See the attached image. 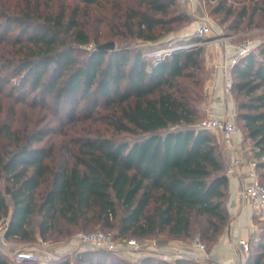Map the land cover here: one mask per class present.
<instances>
[{
  "label": "trees",
  "instance_id": "obj_1",
  "mask_svg": "<svg viewBox=\"0 0 264 264\" xmlns=\"http://www.w3.org/2000/svg\"><path fill=\"white\" fill-rule=\"evenodd\" d=\"M22 1L13 11L0 4L9 10L0 11V43L20 47L0 60V96L13 99L15 114L21 107L37 115L23 127L14 120L0 127V224L8 239L45 240L66 226H102L117 227L121 239L166 233L160 246L195 233L219 242L231 223L228 164L214 133L197 126L200 92L191 87L204 69V49L196 45L203 39L159 50L165 53L152 59L131 47L157 43L189 22L178 1L71 0L70 16L65 7L51 9L52 0ZM14 25L19 32L10 38ZM109 42L117 43L114 50L99 49ZM258 53L264 57V44ZM232 95L236 125L264 180V62L255 52L234 67ZM82 114L105 128H89L70 142V123ZM258 250L246 264H261L263 242ZM0 264H10L1 252ZM76 264L129 263L90 248ZM139 264L200 263L148 256Z\"/></svg>",
  "mask_w": 264,
  "mask_h": 264
},
{
  "label": "rangeland",
  "instance_id": "obj_2",
  "mask_svg": "<svg viewBox=\"0 0 264 264\" xmlns=\"http://www.w3.org/2000/svg\"><path fill=\"white\" fill-rule=\"evenodd\" d=\"M48 2L44 0H33V5L36 4V2ZM3 3L8 7L10 11H13L11 7L18 6L19 4L22 5V0H0V4ZM202 7L198 9L196 12H191L185 7H181L178 4V7L180 11L184 12L186 16L189 19V22H181L175 31L169 33L167 36H165L161 41L157 43H148L143 41H135L132 43L131 47L134 49H139L144 57H147L149 59L155 58L158 54L164 51H159L162 49L167 48L165 50L166 52H169L172 47L178 45V44H184L187 45L188 41L197 38L194 34L195 25L199 18L207 15L212 20V22L215 25V29L212 35L207 37L206 39H203L199 41L196 45L201 46L204 49V64H203V71L196 72L194 75V79L196 82H198V85L192 86L190 84V80H185L184 82L191 85L192 88H196L197 91L200 92V102L199 107L201 108L202 116L197 122V126L199 127L200 122L210 116L207 115L206 110L208 109V97H209V86L210 82L213 79V72L215 70V64L219 60L220 56L225 51V45H236L238 43H241L243 41H254L256 44L255 49L252 52H255L257 55V60L264 62V57L261 56L258 53L259 46L264 44V0H216L213 2H202L200 1ZM48 6L51 7L53 10H59L62 7H65V10L68 13V16H70L71 11L74 9L75 3L71 0H52L48 2ZM223 6L225 8L223 11L218 12L217 9ZM6 9V8H5ZM4 8L0 7V11L9 12L8 9L5 10ZM230 10V11H229ZM246 13V16L242 18V14ZM84 20L87 22V26L93 22L92 17L90 14L85 15ZM4 22V21H2ZM0 24L1 23L0 21ZM90 27V26H89ZM13 28H16L14 32L10 33V38L14 37L19 30L15 25ZM92 28V27H90ZM102 33H105V28L100 29ZM109 41V40H108ZM162 44L163 47H160L158 45ZM117 45V43H116ZM161 45V46H162ZM194 45V46H196ZM94 45H91L89 47H83L82 49L90 50L92 49ZM19 46L15 45L14 47L6 42L0 43V60L9 58L12 54L11 52H15L19 50ZM157 48V49H156ZM10 54V55H9ZM14 82V80H13ZM8 88V87H6ZM233 98V96H232ZM241 98H239L240 100ZM235 100V101H234ZM233 102L235 105V111L234 114L236 115V105L238 103V98H233ZM13 99L7 98V96H0V127L7 123L12 122L14 120L15 127H23L29 120L36 119L37 115L34 113L33 116H31L32 111L28 108H17L16 114L14 113V107H13ZM84 103H81L80 108L82 107ZM205 112V113H204ZM79 114V113H77ZM41 115H39V118ZM70 128H72V131L70 132V142L71 140H76L81 138L82 136H85L87 131L90 129H104L105 127L103 125H98V123L90 124V122L86 121L84 118V114L81 115V121L78 122H71ZM213 134V133H212ZM215 136V140L222 148L223 153H225L226 156L227 152L224 147V143L222 138L217 135L213 134ZM244 136H243V143L245 149L251 147V142L246 141L244 142ZM60 140V139H59ZM62 146L67 148V144H63ZM70 146L71 143H70ZM257 171V170H256ZM258 178L260 181L264 183V180L259 176L257 172ZM3 191L8 189V186L5 182L1 183ZM10 207H12L11 202L9 203ZM254 215V224L256 226V229L252 235H249L246 237V240H249L250 249L247 254H245V260L244 264H246V260L248 257H252L253 259L257 257L261 252L258 250V246L260 242L264 243V210L257 208L255 210ZM230 219L231 215H230ZM0 225L6 226V223L2 222ZM93 232V231H105L111 233L114 238H116L117 242L125 241V240H131L135 239L140 242L148 243L150 241L156 240L158 242L167 241L168 237L166 233H162L158 236L154 237H148V238H140L138 236H131L127 235L123 237L124 239H121L118 237V228L114 229H108L104 228L102 226H89L87 228H76L74 226H66L62 233H59L58 231L51 232L47 238L44 240L40 236H37L36 239L27 241V242H13L18 249H38L41 244L47 243L51 247H57V248H63L69 245L70 240L73 238L75 234L78 232ZM199 238L201 240V236L199 234H193L190 238L184 240V241H170L169 243H182V244H189L192 240ZM206 246L208 253L213 252V250L216 248L219 242L211 243L207 240H202ZM90 248L88 246H84L83 248L78 249L75 252L68 253L64 255L62 258H65L69 260L70 264H76L77 263V256L80 252H83L85 250H89ZM117 254V253H115ZM264 255V254H263ZM119 256H121L119 254ZM155 257L151 253L145 252L144 254H140L138 260L135 262L128 261L129 264H139L140 259H143L144 257ZM122 257V256H121ZM124 258V257H122ZM156 258H160L159 256H156ZM125 259V258H124ZM110 260V259H108ZM200 264H207V263H201ZM10 264H16L11 263ZM261 264H264V257L262 259Z\"/></svg>",
  "mask_w": 264,
  "mask_h": 264
},
{
  "label": "built area",
  "instance_id": "obj_3",
  "mask_svg": "<svg viewBox=\"0 0 264 264\" xmlns=\"http://www.w3.org/2000/svg\"><path fill=\"white\" fill-rule=\"evenodd\" d=\"M178 3L190 10L198 11L202 7L199 0H177ZM215 25L209 16L205 15L198 19L194 34L197 38L206 39L213 34ZM256 47L254 41H243L236 45H225V51L215 64L217 74L223 79L222 93L229 102H232L233 69L238 62L251 53ZM165 52H161L156 57H160ZM200 129L210 131L219 135L224 143L228 158L230 160L232 172L234 167L240 165L241 159L237 157L239 144L243 141L242 130L236 125L235 114L226 110L224 117L210 115L204 118L200 124ZM251 182L245 186L240 194L241 200L247 201L256 208L264 210V184L259 180L256 171V162L251 163L249 172ZM7 225H0V252L6 254L11 263H40L50 264L61 259L64 255L77 251L84 246L91 249L103 250L120 254L127 261L136 262L140 254L145 252L153 256H159L165 261H175L182 258H193L198 262L207 264H244L245 254L249 252L250 244L248 240L240 238L237 246L241 249V256L234 252V256L229 261L212 260L213 252L208 253L206 244L196 238L189 244L168 243L160 246L158 241L140 242L135 239L117 242L116 238L105 231L78 232L70 240L68 246L63 248L51 247L47 243L40 245L38 249H18L15 244L6 236ZM212 261V262H210Z\"/></svg>",
  "mask_w": 264,
  "mask_h": 264
},
{
  "label": "crops",
  "instance_id": "obj_4",
  "mask_svg": "<svg viewBox=\"0 0 264 264\" xmlns=\"http://www.w3.org/2000/svg\"><path fill=\"white\" fill-rule=\"evenodd\" d=\"M208 88L210 93L208 97L209 105L206 110L207 115L224 117L226 110L235 111L233 99L232 102H229L222 93L223 79L221 75L217 74L216 70L213 72V79ZM243 145L242 141L237 150V157L241 159V163L234 167L232 172H229L231 168L230 160L224 153L228 164L229 177V200L227 206L232 219L223 237L213 250L212 260L218 263L232 259L234 252L241 256V249L236 244L237 240L240 238L246 239L256 229L254 215L257 208L239 198L241 190L251 182L249 172L251 163L254 161L250 148L245 149Z\"/></svg>",
  "mask_w": 264,
  "mask_h": 264
},
{
  "label": "water",
  "instance_id": "obj_5",
  "mask_svg": "<svg viewBox=\"0 0 264 264\" xmlns=\"http://www.w3.org/2000/svg\"><path fill=\"white\" fill-rule=\"evenodd\" d=\"M116 48L115 42H109L99 47L100 50H114Z\"/></svg>",
  "mask_w": 264,
  "mask_h": 264
}]
</instances>
